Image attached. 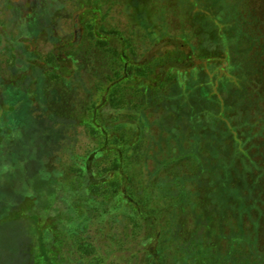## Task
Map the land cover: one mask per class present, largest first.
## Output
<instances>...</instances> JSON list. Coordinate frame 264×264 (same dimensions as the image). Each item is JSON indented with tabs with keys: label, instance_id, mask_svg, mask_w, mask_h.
I'll use <instances>...</instances> for the list:
<instances>
[{
	"label": "trees",
	"instance_id": "1",
	"mask_svg": "<svg viewBox=\"0 0 264 264\" xmlns=\"http://www.w3.org/2000/svg\"><path fill=\"white\" fill-rule=\"evenodd\" d=\"M232 12L235 24L219 36L223 50L214 59L201 56L205 63L181 73L186 77L179 83L184 113H190L197 135H211L212 149H222L235 136L234 113H241L250 84L248 76L238 81L241 49L231 38L236 33L255 41L243 33L251 12ZM92 19L87 30L98 56L110 71L113 62L123 65L81 104L76 87L65 88L77 70L61 65L64 59L54 52L26 50L12 36L6 45L0 35V48L5 45L0 52V264H264L246 233L245 220H252L256 204L252 187H244L250 168L235 180L236 162L202 156L201 144L191 150L186 138L175 146L151 142L152 92L162 95L155 89L164 83L165 71L181 65L176 56L182 50L135 62L125 50L110 47L109 41H122L120 32H103L97 15ZM228 53L230 61L219 60ZM184 59L193 63L191 55ZM4 64L17 74L22 65L30 74L20 83H6ZM147 83L150 88L142 89ZM204 101L209 104L201 105ZM234 140L242 160L244 143ZM152 143L151 153L159 158L153 164V154L145 151ZM173 147L178 153L167 155ZM219 171L223 175L214 191L206 177ZM213 217L236 227L225 252L210 240L216 233L206 222Z\"/></svg>",
	"mask_w": 264,
	"mask_h": 264
},
{
	"label": "rangeland",
	"instance_id": "2",
	"mask_svg": "<svg viewBox=\"0 0 264 264\" xmlns=\"http://www.w3.org/2000/svg\"><path fill=\"white\" fill-rule=\"evenodd\" d=\"M234 9L244 14L251 12L247 23L243 24V33L255 41L249 42L246 37L241 36L239 38L236 33L231 38L232 45L241 49L240 54L236 55V60L243 64L238 81L245 80L248 76L250 84L247 99H244L245 105L240 109L241 113H234L235 117L237 116L233 121L235 136L233 139H227L222 149L219 146L212 149L211 146L215 144L211 135H197L192 129L194 125L190 123V113H184L186 101L179 83L186 77L181 73H189L201 63H205L206 60H202L201 56L206 54L210 59H214L213 54L223 50V39L219 36L223 37L222 33H226V29L235 24V21L230 22L235 14L232 12ZM93 15H97L98 27L104 28L103 32H120L122 41H109L110 47L125 50L123 52L135 62L145 58L149 60L160 53L177 48L182 50V54L177 55V58L183 60L184 56H192L193 63H184V59L178 63L181 65L176 66L177 68L167 70L170 73H163L164 83L155 89L162 90V95L156 91L152 92L150 99H153V103L148 112L150 136L154 139H151V142L156 144V147L158 143L166 147L177 142L179 145V142L186 138V145L191 150H194L195 144H201L202 156L236 162L235 180H241L245 176L243 172L250 168L251 174L247 175V186L244 187L249 190L252 187L256 204L252 220H245L246 233L249 239L256 241L258 252L264 255V0H0V35L4 36L6 45H10L12 40L9 41L8 38L12 36L14 41L16 38V41L22 42L26 50L37 51L40 55L54 52L60 59H64V63L60 62L61 65L77 70L78 76L65 88L70 92V86L76 87L79 97L77 104H81L82 99L90 96L91 92H96L98 87L108 84L114 68L123 65L121 62H113L110 64V71L105 66V59L96 53L97 47L92 44L93 40L87 30L88 25L93 24ZM182 40L188 45H184ZM3 50L5 45L0 48V52ZM18 54L21 60H25L24 52L18 50ZM108 55L111 57V53ZM230 55L222 54L219 60L224 61L225 56V59L230 61ZM72 56L77 58L75 65ZM0 58L4 59V56L0 55ZM1 67L6 83H20L30 74V71L24 72L22 65L17 67L18 74L6 64ZM22 78L23 80H20ZM233 79L236 80L235 77ZM149 85L147 83L142 89H149ZM136 96L129 99L135 100ZM101 98L106 102L105 94ZM69 101L70 99L65 105ZM208 104L205 101L201 103ZM189 105L191 107L192 103L189 102ZM234 138L244 143L243 148L247 156L242 160L239 155L242 150ZM153 143L152 147H145L148 154L155 148ZM167 152V155L178 153L175 147L168 148ZM153 156L151 164L159 159L158 155ZM208 175L206 179L209 186L215 191L221 181L218 177L223 175V172ZM214 210H218L215 205ZM206 225L209 231L216 233L215 237L211 236L210 239L214 247L225 252L228 248L226 238L236 227L229 226L225 219L218 220L214 217L213 220L207 221ZM200 231L204 233V228Z\"/></svg>",
	"mask_w": 264,
	"mask_h": 264
}]
</instances>
